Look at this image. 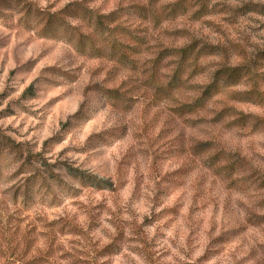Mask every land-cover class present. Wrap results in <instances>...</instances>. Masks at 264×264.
I'll return each instance as SVG.
<instances>
[{"label":"rangeland","instance_id":"1","mask_svg":"<svg viewBox=\"0 0 264 264\" xmlns=\"http://www.w3.org/2000/svg\"><path fill=\"white\" fill-rule=\"evenodd\" d=\"M71 3L115 12L142 41L136 70L38 37L24 21L30 6ZM145 4L0 0V264H264V100L186 105L213 64L264 48V0H213L199 21L157 24L137 15ZM192 41L220 49L183 90L163 93L171 65L155 62L158 51ZM257 90L264 99V80ZM28 159L38 177L56 176L47 191L40 180L22 190L30 174H15ZM66 168L112 188L82 186Z\"/></svg>","mask_w":264,"mask_h":264},{"label":"trees","instance_id":"2","mask_svg":"<svg viewBox=\"0 0 264 264\" xmlns=\"http://www.w3.org/2000/svg\"><path fill=\"white\" fill-rule=\"evenodd\" d=\"M212 1L147 0V4L137 7L136 12L138 16L156 24L161 19L174 21L188 18L189 21L194 22L209 15L208 10L214 7L211 6ZM25 16L24 21L33 26L38 37L70 44L82 55L111 63L112 69L122 72L137 69L136 56L142 41L122 27L115 12L103 14L98 9H89L82 4L71 3L64 9L53 13L30 6ZM66 18H69L74 24L66 22ZM219 49L220 47H205L199 41H192L189 45L181 48L160 49L158 51L160 56L158 55L155 62L161 63L167 59L171 65L169 73H166L165 77L163 76L164 79H168L163 93H167V88L178 93L183 90L195 76L204 73L206 67L199 62L201 57L214 56L218 54ZM263 66L264 48L254 52L249 58L244 57L242 63L234 66L222 61L213 64V71L209 74L207 84L197 89V95L189 104H186L187 108L202 109L222 95L231 102H261L264 99H260L261 95L257 94V88L264 80V73L260 71V67ZM160 70L159 73L162 72ZM240 86L246 88L247 91L241 94L238 91ZM30 90L31 88L27 89V91ZM101 91L110 98H119L120 96L116 89H101ZM12 147L14 150L16 149L13 144ZM16 153L18 152L14 154L16 155ZM33 166L28 159L27 162L17 167L15 175L30 174L25 180L26 184L21 187L22 190L24 193L31 191V185L40 180L47 191L50 187L46 184L49 182L48 176L55 179L56 176L52 174L51 170H47L45 173L47 178L38 177L34 174ZM66 171L73 180L78 181L82 186L97 191L111 190L112 188L111 184L92 174H86L80 170L71 171L70 168H66Z\"/></svg>","mask_w":264,"mask_h":264}]
</instances>
